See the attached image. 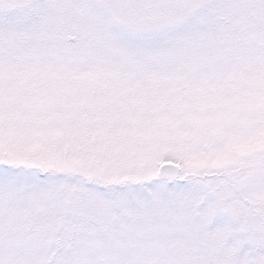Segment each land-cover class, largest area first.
<instances>
[{
  "label": "snow or ice",
  "instance_id": "6c2138e0",
  "mask_svg": "<svg viewBox=\"0 0 264 264\" xmlns=\"http://www.w3.org/2000/svg\"><path fill=\"white\" fill-rule=\"evenodd\" d=\"M0 264H264V0H0Z\"/></svg>",
  "mask_w": 264,
  "mask_h": 264
}]
</instances>
